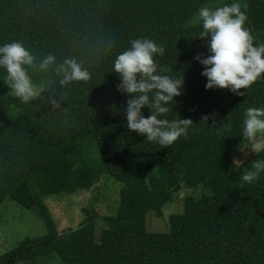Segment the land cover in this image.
<instances>
[{
    "label": "trees",
    "instance_id": "obj_1",
    "mask_svg": "<svg viewBox=\"0 0 264 264\" xmlns=\"http://www.w3.org/2000/svg\"><path fill=\"white\" fill-rule=\"evenodd\" d=\"M210 1L0 0V46L22 41L37 63L47 54L57 63L75 56L92 74L63 87L54 71L29 69L35 84L46 85L36 100L22 103L0 67V104L12 120L11 127L0 124V204L6 198L26 208L40 204L46 219V198L90 189L104 174L122 184L114 212L101 218L109 244L95 237V208L84 209L76 227L27 236L0 255V264H264V173L252 183L240 180L264 152L239 167L231 155L243 140L246 109L264 108V75L241 89L243 96L205 87L204 65L195 58L211 55L210 38H199L202 22L188 21ZM232 3L254 14L246 27L257 46L264 43V0L220 6ZM143 38L164 47L156 60L169 71L161 74L184 77L182 94L161 118L194 123L168 147L128 130L131 97L118 90L122 81L113 71L117 55ZM200 185L207 192L195 195ZM183 186L189 193L183 211L169 215L168 231H147L146 213L161 216Z\"/></svg>",
    "mask_w": 264,
    "mask_h": 264
},
{
    "label": "clouds",
    "instance_id": "obj_2",
    "mask_svg": "<svg viewBox=\"0 0 264 264\" xmlns=\"http://www.w3.org/2000/svg\"><path fill=\"white\" fill-rule=\"evenodd\" d=\"M246 7V6H245ZM247 14L240 3L216 8L202 6L195 19L201 24L199 38L208 39L211 55L195 59L204 65L202 75L208 78L207 89H230L238 95H245L247 89L264 75V43L255 44L250 28L246 27ZM165 49L152 39L143 38L131 41L128 50L118 54L114 60V72L119 74L121 83L117 88L131 98L125 109L127 128L146 136L149 142H158L163 147L171 146L181 136H187L188 128L194 123L191 119L169 121L161 118L169 113L168 105L182 94L183 78H172L169 69L161 68L156 57L163 56ZM0 67L7 73L8 86L22 103L36 100L40 89L35 85L29 69L48 72L52 70L60 76L59 84L67 87L72 82H87L92 74L81 60L67 57L57 63L54 54H47L37 63L34 56L22 41H13L0 46ZM65 97L61 95L60 100ZM57 108L60 103L51 99ZM149 108L151 115L145 117L143 108ZM204 116L202 121H208ZM243 141L254 153L264 152V108L248 107L243 122ZM241 151H247L240 147ZM241 162L234 160V164ZM264 173V159H257L251 169L244 172L240 180L252 183Z\"/></svg>",
    "mask_w": 264,
    "mask_h": 264
},
{
    "label": "rangeland",
    "instance_id": "obj_3",
    "mask_svg": "<svg viewBox=\"0 0 264 264\" xmlns=\"http://www.w3.org/2000/svg\"><path fill=\"white\" fill-rule=\"evenodd\" d=\"M226 0H211L205 4L210 8L219 7ZM203 5V6H205ZM198 14V13H197ZM195 14L188 21L195 24L197 18ZM247 17L251 20L254 14L247 11ZM38 89L44 88L46 84H35ZM14 95V93H13ZM0 124L12 126V120L7 117L6 109L0 104ZM240 147L245 151H241ZM249 148L246 141L236 144L231 155L234 160H240L236 165L239 167L246 157L254 152ZM150 186L155 187L153 181H148ZM122 184L115 181L108 175H102L90 189L80 190L73 194L62 197H49L42 201L46 206L48 217L45 219L40 210V204L32 208H26L19 205L10 198H6L0 204V255L14 249L25 237H35L49 231L57 235L63 234L71 227L85 218L84 209L95 208L99 214L96 219L95 237L98 241L109 244L110 239L107 234V227L101 222L103 215H109L114 212L118 200V192ZM207 192L202 185L193 189L195 195ZM189 193L185 186L173 195L162 206L161 216H156L154 212L149 211L145 216V227L150 232H166L169 228L168 217L172 213H181L183 211V199ZM14 264H27V261H17Z\"/></svg>",
    "mask_w": 264,
    "mask_h": 264
}]
</instances>
